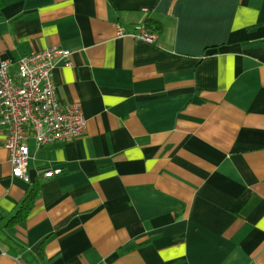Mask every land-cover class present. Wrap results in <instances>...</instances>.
<instances>
[{
	"label": "crops",
	"instance_id": "crops-1",
	"mask_svg": "<svg viewBox=\"0 0 264 264\" xmlns=\"http://www.w3.org/2000/svg\"><path fill=\"white\" fill-rule=\"evenodd\" d=\"M48 48L85 132L22 180L0 130V264H264V0H2L10 74Z\"/></svg>",
	"mask_w": 264,
	"mask_h": 264
},
{
	"label": "built area",
	"instance_id": "built-area-1",
	"mask_svg": "<svg viewBox=\"0 0 264 264\" xmlns=\"http://www.w3.org/2000/svg\"><path fill=\"white\" fill-rule=\"evenodd\" d=\"M118 36L126 35L117 27ZM130 37L155 44L159 32L154 25L141 24ZM66 52L56 48L33 50L16 61V72H9V61L0 62V130L3 147L9 153L13 177L28 180L29 151L33 139L37 148L78 138L85 132V119L78 103H61L56 95L53 69L56 58ZM62 172L47 169L44 178Z\"/></svg>",
	"mask_w": 264,
	"mask_h": 264
},
{
	"label": "trees",
	"instance_id": "trees-1",
	"mask_svg": "<svg viewBox=\"0 0 264 264\" xmlns=\"http://www.w3.org/2000/svg\"><path fill=\"white\" fill-rule=\"evenodd\" d=\"M1 6H2V0H0V7ZM37 196H38L37 188L33 186L30 192L28 193V195L26 196V198L21 203L15 215L11 217L10 220L7 221L6 226L9 225L11 226L23 222L34 208Z\"/></svg>",
	"mask_w": 264,
	"mask_h": 264
}]
</instances>
